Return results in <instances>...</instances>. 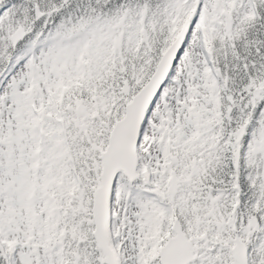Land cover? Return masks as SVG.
I'll use <instances>...</instances> for the list:
<instances>
[{"label":"snow or ice","instance_id":"6c2138e0","mask_svg":"<svg viewBox=\"0 0 264 264\" xmlns=\"http://www.w3.org/2000/svg\"><path fill=\"white\" fill-rule=\"evenodd\" d=\"M0 264H264V0H0Z\"/></svg>","mask_w":264,"mask_h":264}]
</instances>
